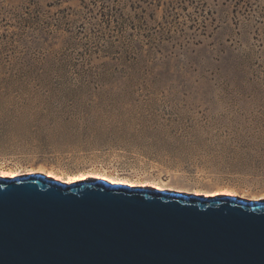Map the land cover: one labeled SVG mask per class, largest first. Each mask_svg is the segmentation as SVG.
I'll use <instances>...</instances> for the list:
<instances>
[{
  "label": "rangeland",
  "instance_id": "374dc122",
  "mask_svg": "<svg viewBox=\"0 0 264 264\" xmlns=\"http://www.w3.org/2000/svg\"><path fill=\"white\" fill-rule=\"evenodd\" d=\"M43 168L263 201L264 0H0V177Z\"/></svg>",
  "mask_w": 264,
  "mask_h": 264
},
{
  "label": "water",
  "instance_id": "95a60500",
  "mask_svg": "<svg viewBox=\"0 0 264 264\" xmlns=\"http://www.w3.org/2000/svg\"><path fill=\"white\" fill-rule=\"evenodd\" d=\"M0 264H264V200L0 177Z\"/></svg>",
  "mask_w": 264,
  "mask_h": 264
},
{
  "label": "bare ground",
  "instance_id": "6f19581e",
  "mask_svg": "<svg viewBox=\"0 0 264 264\" xmlns=\"http://www.w3.org/2000/svg\"><path fill=\"white\" fill-rule=\"evenodd\" d=\"M41 172L45 173V176L48 177V178H53V180L59 182V183H62V184H71V183H76V182H83V181H96V180H104L110 184H114V185H125L123 184L124 182H122L120 180V178L118 177H115V176H112L106 172H104L101 176L97 177L99 179H94V180H79L78 179L76 180L74 177L72 176H64L63 174H57L55 173L54 171L50 170V169H42L40 170ZM5 176H13L11 174H4ZM6 178H11V177H6ZM64 180V182H63ZM130 186V185H129ZM130 187H133V186H130ZM150 187V188H148ZM154 185H145V186H139V187H133V188H144V189H153V190H158L157 189H154ZM160 189V188H159ZM158 191H161V190H158ZM169 192V191H168ZM176 193H182V192H176ZM225 194H232V193H229V192H225ZM189 195V194H187ZM225 196H229V195H225ZM204 197V196H203ZM217 197V196H216ZM219 197V196H218ZM234 197V196H233Z\"/></svg>",
  "mask_w": 264,
  "mask_h": 264
}]
</instances>
